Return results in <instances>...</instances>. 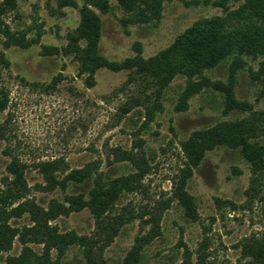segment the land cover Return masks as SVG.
Here are the masks:
<instances>
[{
  "label": "rangeland",
  "instance_id": "1",
  "mask_svg": "<svg viewBox=\"0 0 264 264\" xmlns=\"http://www.w3.org/2000/svg\"><path fill=\"white\" fill-rule=\"evenodd\" d=\"M244 1L229 7L236 9ZM76 2L77 7L59 8L58 0H17L16 10L0 18V89L9 97L7 108L0 110V187L6 189L14 179L8 166L16 161L24 165L29 187L19 203L48 208L52 201L87 195L93 181L70 184L65 191L43 190L42 163L56 162L59 179L86 166L114 179L137 173V166L126 160L125 153H131L147 174L136 177L138 190L123 193L104 218L119 228L114 241L106 244L107 231L98 227L89 208L60 215L51 227L75 231L90 244L71 245L59 264H125L142 237L147 243L138 264H182L187 257L191 264H256L250 250L264 243V155L253 164L240 149L208 151L185 184L196 219L187 215L178 186L188 164L182 145L197 130L245 119L254 128L251 142L264 148V80L253 77L264 58L242 57L234 74L235 99L248 105L245 110L227 112L225 95L205 88L188 99L187 110L178 112L188 83L180 74L161 89L156 73L99 69L89 86L73 55L42 54L43 46H67L80 24L84 0ZM110 4L105 15L93 9L102 20L99 52L112 61L134 57L136 43L144 59L156 57L196 21L224 15L202 0H163L160 19L139 22L116 0ZM8 33L27 46L6 47ZM234 60L227 58L204 76L227 83ZM9 225L17 232L0 250V264H17L13 259L22 256L37 264L45 247L28 235L27 228L34 225L29 214L10 219ZM57 256L51 250L50 257Z\"/></svg>",
  "mask_w": 264,
  "mask_h": 264
},
{
  "label": "trees",
  "instance_id": "2",
  "mask_svg": "<svg viewBox=\"0 0 264 264\" xmlns=\"http://www.w3.org/2000/svg\"><path fill=\"white\" fill-rule=\"evenodd\" d=\"M126 12L132 13L139 22H148L152 18L160 19L163 10V0H116ZM241 0H202L206 5L221 8L223 16L205 18L196 21L187 28L167 50L160 52L156 57L144 59L140 43L134 45L136 55L122 61H112L99 52V43L102 33L101 14L111 11L110 0H84L80 9V24L74 34L68 37V44L64 48L43 46L42 54L46 56L58 55L63 52L73 55L79 64V74L87 75L89 86L95 84L94 76L99 69L112 72L136 71L138 73H156L160 79V88L168 86L176 75L187 77V87L176 107L178 112L188 108V99L203 91L212 88L225 95L227 112L245 110L248 105L235 99L234 74L244 63L242 57L252 59L264 58V0H245L236 9H231V3ZM195 2V1H193ZM59 8L77 7L76 0H58ZM17 0H3L0 3V18L9 10H16ZM94 8V9H93ZM124 22H129L125 20ZM6 47L11 44L26 47L18 37L8 33ZM235 57L231 65V75L227 83L212 82L204 76V72L214 69L229 57ZM263 76V77H262ZM257 80H264V60L261 69L253 73ZM9 103L7 93L0 89V110H5ZM264 114V112L262 113ZM254 128L248 120L225 121L216 126L197 130L183 143V151L188 164L183 170V177L178 186V196L185 207L187 215L197 218L193 198L185 191V184L199 167L206 153L217 147L226 146L240 149L243 156L251 163L263 161L264 148L257 147L251 142ZM0 137H2L0 133ZM126 160L134 163L138 171L135 175L106 179L103 173H95L90 166L73 169L62 179L55 174L56 162L42 163V173L46 179L43 190L50 191L59 187L65 191L70 184H84L93 181L88 194L67 196L65 203L52 201L48 208L31 202L19 201L29 192L25 179L24 165L12 161L8 171L14 179L7 184L6 189L0 187V250L6 249L16 235V229L9 225L12 218L23 217L29 214L34 225L27 228L28 235L35 241L44 244L43 257L38 258L37 264H59L71 245L87 247L90 241L85 236H79L75 231L60 233L57 228L51 227L50 222L60 215H69L89 208L96 218L98 227L107 231L106 244L114 241L119 232L117 225L104 221L106 214L111 211L119 197L125 192L138 190L137 179H142L147 170L131 153H125ZM15 203H18L14 206ZM68 204V205H66ZM147 243V237L138 239L125 258V264H138L141 251ZM57 250L56 259L50 257L51 250ZM250 256L256 264L264 263V243L250 250ZM17 264H28L24 256L14 258ZM182 264H191L189 258Z\"/></svg>",
  "mask_w": 264,
  "mask_h": 264
}]
</instances>
